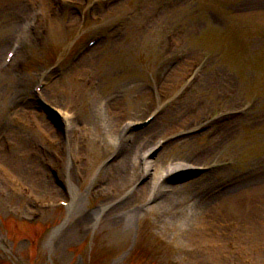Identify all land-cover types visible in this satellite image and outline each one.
<instances>
[{
    "label": "rangeland",
    "instance_id": "obj_1",
    "mask_svg": "<svg viewBox=\"0 0 264 264\" xmlns=\"http://www.w3.org/2000/svg\"><path fill=\"white\" fill-rule=\"evenodd\" d=\"M23 1L25 2L22 0L21 5L24 7ZM240 1L242 0H178V2L166 0L162 10L156 13L161 15L159 19L164 17L159 21L163 23H158L154 22L151 17L155 8H159L160 0H140L139 6L143 8L142 16L137 20V15L132 20L124 18L122 20L124 22L119 26L120 30L115 32L117 38L107 34L109 33L107 26L110 25L105 21L104 23L88 24L78 29L77 26L80 23H69L64 18L68 12L64 17L60 16V18H64V22L59 21L60 30L52 38L54 44L50 43L44 51L36 50L38 53L36 64L41 62L42 53L52 51L53 45L64 44L70 38L71 40L68 42L72 44L76 39V33H70L71 31L77 32V38H80L78 43L87 40L93 33L106 34L107 36L104 42L96 47L90 55L97 62L98 70L94 77L91 73L85 75L87 70L82 66L84 62L82 60L77 64V67L60 71L59 77L51 80V87L49 83L46 88L51 90L57 86L59 91H62L63 87L70 90L71 93L64 95L68 103L71 104L70 106L67 104V109L74 115L83 118L86 114L88 115V119L85 118L86 122H80L83 120L81 119L76 122V125L70 123V126L74 128L82 127V132H86L83 135H69V124L66 130L67 135L63 134L52 122L51 124L43 119H37L34 111H28L24 117L21 116L20 111L29 107V95L21 89L18 83L12 82L15 79L14 69L16 66L7 72L5 82H2L0 88V129L2 128L0 140H16L17 135L21 134L27 135L31 140H17L19 147L14 148L12 156L9 152H4L7 155L4 162L12 166L11 157L22 163H29L28 161L33 160L32 163L40 165L38 169L41 172L36 174L34 164L31 169L32 174L35 173L37 180L47 181L46 184H52L51 179L55 177L53 170H56L58 171L57 177L67 181L73 192L72 196L76 193L82 194L88 188V203L83 216L69 217L64 211L48 210L42 215L41 226H44V229L34 230L22 224L17 227L14 220L32 219L36 213H39L35 208L37 201L55 202L69 197L46 195V192L53 190V186L52 189L48 187L49 191L47 189L43 194L38 195L29 185L20 181L23 178L9 176L5 170L2 171L0 168V264H53L54 261L55 264H89L91 262V244L89 243L87 248L86 242L90 235H95L96 240V251L94 249L96 259L92 264H111V260L128 250L133 242H135L133 250L116 264H172V262L174 264H197L196 258L199 255L192 253L190 247L206 244H209L210 250H207L206 247L207 251L203 253L208 254L209 264H230L228 260L240 261L241 259L251 260L253 264H264V232L256 231V229L264 227V214L261 211L251 209L252 212H249L245 207L240 206L238 210L233 211L234 207L232 212H228L223 206L220 212V209L217 208L211 215L210 212L207 213L210 217L206 216L193 223L194 232L193 238H191L187 229L189 223L186 220L188 217L191 219L190 210L180 208L177 215L169 208L165 211V207L162 208L151 201L154 196L152 186H148L149 194L146 191L145 194L138 195L136 199L120 210L124 204L120 199L125 196L127 199L132 190L131 178L127 183L131 173L124 183H127L126 191L117 194L116 185L113 184H117L120 175L114 171L116 168H105L107 163L114 161V155L111 154L113 151L102 149V145L106 147V143L113 146L111 140L108 141V138H112L113 134L109 129L101 130L92 118L95 100H104L106 103L101 101V108L106 107L107 111L112 114L114 113L110 112L112 105L117 103V113L123 115L124 123L131 121L141 125L147 115L148 106L154 100L150 99L147 103L141 101L138 95L140 94L139 90L148 84V79L152 81L153 77L148 74L153 73L158 65L167 59L166 54H170L166 55L168 58L173 56L179 58L186 52L192 58L202 53L211 55L214 63L213 68L221 72V78L218 80L221 89L224 83L223 78H235L241 80L238 84L243 83L238 88L241 93L238 94L239 103L254 102L253 98L248 100L254 94L264 95V0H247L245 4L242 3L241 7L236 6ZM135 2L136 0H125L119 8L133 9ZM126 3H128L127 7H125ZM11 11L18 13L16 17L21 15L18 8H13ZM168 13L169 15L174 14L173 17H167ZM249 14L255 15L242 17ZM57 16L54 20L49 17L45 18L43 27L47 21H58ZM8 17L5 20L0 19V25L3 23L7 25L5 30H3L4 26H0V58L16 30L11 31L16 17L13 14H9ZM96 18H101V14L98 13ZM103 18L109 20L116 17L105 16ZM163 25L168 26V32H174L177 35L176 38H173L175 41L172 45L168 41V36L164 34L165 27ZM30 48L31 46H27L25 50L30 51ZM19 60H26L22 50ZM31 70L36 71V68L31 66ZM212 74L211 70L210 75L212 76ZM208 75L209 73L206 74V76ZM257 79L259 81H255ZM79 80H84L83 83L89 80L94 87L97 83L98 89L90 90ZM207 80L201 87L196 84L188 100L184 101L176 98L178 95L165 99L167 97L165 95L170 94V88L163 90L165 95L160 94V98L164 100V103L158 106L156 102L153 105L156 110L160 109L158 112L161 113L162 118L156 124L161 125L162 129L146 143L153 147L155 142L157 144V141L165 139L164 136L167 134H169L168 138H172L171 146L165 148L166 150L162 151L159 156L162 170H170V166L176 161L189 159V155L192 157L195 153L196 156L193 158H201L204 150H210L209 156L207 155L198 162V165L207 167V164L214 159L226 160L229 163L226 168L219 169L214 173L208 172L209 174L194 181L195 190L190 183L186 184L188 186L184 188L182 194L187 197V193L192 194L195 191V194L196 192L201 194L205 190L206 195L211 194L216 198L224 193V191L217 190L221 186L228 183H231L229 184L231 187L233 184L235 186L252 184L251 181L256 175L253 174L254 171H261L264 174V112L260 121L256 118L259 116L257 111L262 112L264 105L260 110L256 109L232 123L228 122L217 129V133L212 130L213 137L207 133L208 130L204 129L197 133L199 136L176 143L175 133L191 121V118L188 117L189 113H187L190 106L194 105L196 108L199 106L200 116L205 117L204 113L232 104L228 99L218 102L219 90L209 88L210 83L207 84ZM172 82L174 83V81ZM167 84H170V80ZM204 86L206 87L203 89ZM48 90L44 92L46 100L48 99ZM134 94L138 96L134 97ZM259 100L263 101V96H260ZM238 104L236 103V105ZM166 106H170V108ZM243 124H250L252 127H245ZM59 128L64 131L62 126ZM98 140L99 144L96 143ZM103 141L107 142L104 144ZM141 145L138 149L143 148ZM137 151L139 152V150ZM127 153L128 151L123 153V156ZM22 154H28V157L22 158ZM167 163L169 164L166 165ZM98 169H100L99 173H97ZM132 173H135L133 167ZM156 174L158 173L156 172ZM258 174L260 175V172ZM8 180H10L9 183ZM143 181H138L137 185H144ZM31 185H35V183ZM23 188H29L37 198L25 194L22 191ZM33 188L35 189V187ZM201 189L203 190L201 191ZM101 194L103 197H100ZM259 198L263 199L256 200H262L260 203L264 204L263 192L259 194ZM179 203L178 200L177 204ZM128 206L132 210L134 206H144V210L150 209V211L140 212L137 217L128 220L124 218V210ZM110 208L118 209L113 214L110 212L107 214ZM102 209L103 212L100 213ZM218 213L220 217L217 216ZM99 214L100 217H98ZM14 216L16 219L13 218ZM82 217L87 219L86 223L92 221L93 225L100 222L91 231L77 234L76 228L83 223L80 221ZM220 221L225 222L218 225ZM232 221H236L238 225H233ZM64 222L66 223L64 224ZM63 224L64 226H62ZM224 225H228L232 229ZM60 226H62L61 231L55 233ZM136 227H138L137 233H135ZM9 228L13 229L14 236L10 235L11 239L7 240V229L10 230ZM234 228L240 230L237 232ZM239 233L242 235L236 238ZM48 234L49 236L54 235L52 257L46 256ZM36 238L37 245L31 247V242ZM174 253L176 254L174 255Z\"/></svg>",
    "mask_w": 264,
    "mask_h": 264
},
{
    "label": "bare ground",
    "instance_id": "obj_2",
    "mask_svg": "<svg viewBox=\"0 0 264 264\" xmlns=\"http://www.w3.org/2000/svg\"><path fill=\"white\" fill-rule=\"evenodd\" d=\"M21 3H22V0H1L0 1V6H1L0 7V18H2L3 13L6 14L7 9L11 10L13 8H18V12H21L22 10L24 11L25 8L21 5ZM5 29H7L6 24L4 25L3 30ZM0 48H1V45H0ZM102 117L105 122H108L110 119L109 115L107 116L103 115ZM108 125L109 124L106 125V128L108 127ZM122 125H123V122H121V126ZM121 126L119 128H115L113 132L119 131V129H121ZM136 129H140V128L136 127ZM161 129H162V126L159 124H156V120H155L144 131H141V132L139 131L133 134V139H129V136L125 137L124 135H120L118 137L120 139L119 145L122 148L120 150V153L117 152V155H116L117 158L115 160L117 161V164L114 167H112L114 169L116 168V170L114 171H117V173L120 175V178L117 184H113V185H116V188H117L116 193L121 194L126 189V184L129 182L130 178H131V183L135 179H136V182L144 180L142 182L144 185H140V187L137 190L138 193L136 195L128 196L126 201L123 202L124 204L120 207V210H122L124 206H127L133 199H136L138 195L145 194L146 191H148V194H149L150 190L148 186H152V189L155 187L157 189V186L160 183L166 180H171V179L178 177V173L180 175L183 172L194 169L193 166L188 167V168H183L181 170H177L179 168L174 167V169L172 170V172L173 171L174 172L171 174H169V172L166 170L165 171L162 170V172L159 171V174H156V170H157L156 161L157 160L154 159L155 154L152 153L150 149L148 150V145L146 143L154 135L160 132ZM0 130L2 131V128ZM15 139H16L15 141L23 140L19 138L18 136ZM26 140H31V139L26 138ZM115 140L117 143L118 139L115 138ZM130 140H133V141L131 142ZM141 144L142 145L145 144V145L142 146ZM140 145L143 148L138 149ZM137 150H139V152ZM127 151L128 153L125 156H123V153ZM209 151L210 150H204L201 154L202 157L200 156L201 158H193L196 156V154H194V156L190 157L191 162H187V163L197 165L198 162H200L203 158L207 157V155L209 154ZM0 157L3 159H7V155H5L4 153H2V156ZM10 160L14 167L16 168L18 167L17 172L19 173L20 177L23 178L26 182L31 183V184L36 183L38 184L39 188L46 185V182L40 183L36 181L35 173L32 174L31 169H32V166L35 164V163H32L33 160L28 161L29 163L18 162V160H15L14 157H11ZM122 167H124V169H122ZM132 167H133V171L135 169V173H132ZM137 168L140 169L141 173L138 174V172L136 171ZM259 172H260V175L258 174ZM259 172L254 171L253 174L255 175L256 173V175H255V178L251 181L252 184H248V183L243 184V185L240 184L239 186L233 185L231 188H227L222 194V196H218L214 198L213 196L202 194L200 197L195 196L194 198L188 197L187 199H184L182 197L183 196L182 193H174V194L172 193L173 195L169 197L167 200L161 203L158 202V206H161L162 208L165 207V211L167 210V208H169V210L173 211L176 215L179 214L180 208H183V209L188 208L191 214V220L189 219V217L186 218V220L189 223L188 228L189 227L192 228V225L196 220L203 219L206 216V213L210 212V215H211L215 207H217L218 203L221 205H224V207L226 208L228 212H232V208L238 206V204H243L249 212L251 211V209H253L255 211H261L264 214V204L260 203L262 200H256V199H263V198H259V194L261 192L264 193V174L261 171ZM130 173H131V176L129 177ZM126 180H127V183L124 184ZM160 195L162 194H159V191H156V198L158 199V201L160 199ZM178 200L180 201L179 204H177ZM184 202L186 204H183ZM78 205L80 207L81 202ZM117 209L118 208L110 211V214H113ZM124 211H125L124 218L128 220H130V218L132 219L135 218V214H137L138 212V210L134 208L132 210L130 206L126 207ZM233 211H235V208L233 209ZM86 220L87 219L85 217H82L80 219V221L83 223H86ZM116 223H119V222H116ZM256 231H258V233L264 232V227L258 228V230L256 229ZM193 232H194V228H192L191 231H189L188 233L191 238H193ZM206 256L207 254L199 255L198 257L199 264H206V261H205L207 258Z\"/></svg>",
    "mask_w": 264,
    "mask_h": 264
}]
</instances>
